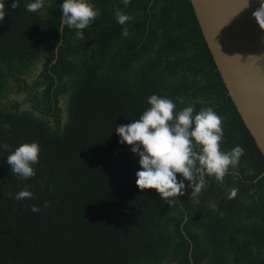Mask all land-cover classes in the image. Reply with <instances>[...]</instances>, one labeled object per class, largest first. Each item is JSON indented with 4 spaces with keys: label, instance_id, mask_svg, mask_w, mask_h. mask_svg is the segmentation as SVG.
<instances>
[{
    "label": "trees",
    "instance_id": "trees-1",
    "mask_svg": "<svg viewBox=\"0 0 264 264\" xmlns=\"http://www.w3.org/2000/svg\"><path fill=\"white\" fill-rule=\"evenodd\" d=\"M12 2L0 23V144L10 146L0 149V264H264V158L189 1L89 0L97 20L83 40L65 26L60 45L63 0L43 15L26 11L33 0ZM114 8L132 20L119 25ZM153 94L183 98L177 111L192 104L224 117L221 149L244 153L223 186L206 178L197 196L187 188L170 206L137 189L139 157L115 127L138 119ZM31 142L39 163L22 180L7 156ZM25 188L34 198L14 199Z\"/></svg>",
    "mask_w": 264,
    "mask_h": 264
},
{
    "label": "clouds",
    "instance_id": "clouds-1",
    "mask_svg": "<svg viewBox=\"0 0 264 264\" xmlns=\"http://www.w3.org/2000/svg\"><path fill=\"white\" fill-rule=\"evenodd\" d=\"M125 7L131 0H122ZM46 5L51 7V0H33L25 5L30 13H41ZM19 7L18 0H13L12 9ZM62 16L60 29L65 26L74 29L76 36L84 39V30L91 27L99 16V11L89 0H63L59 5ZM6 14L5 0H0V23ZM116 22L125 26L132 17L114 8ZM258 28L264 32V0L252 12ZM122 36L130 35L127 27H122ZM184 104L181 97L176 101L156 94L151 95L149 107L133 122L115 127L119 136L118 143L130 146L133 154L139 157L140 170L136 172L135 186L138 190H155L163 203L174 205L191 188V197L197 196L207 185L206 178L214 179L224 185V178L230 168H235L243 155V147L237 145L229 151L221 149L223 142L224 117L211 107L196 111L192 104L176 110V103ZM3 127L10 130V125ZM7 143L0 144V149L8 151ZM40 145L37 142L22 143L7 156L11 172L19 179L27 180L36 175L34 165L39 163ZM177 174L182 179L177 178ZM184 181L188 184L185 185ZM237 189L228 191L229 199L235 198ZM11 197V194H10ZM33 199V193L27 188L19 191L14 199ZM44 208L49 207L47 201ZM32 212H39L38 206H30Z\"/></svg>",
    "mask_w": 264,
    "mask_h": 264
},
{
    "label": "water",
    "instance_id": "water-1",
    "mask_svg": "<svg viewBox=\"0 0 264 264\" xmlns=\"http://www.w3.org/2000/svg\"><path fill=\"white\" fill-rule=\"evenodd\" d=\"M188 1L227 95L264 158V32L252 18L262 0Z\"/></svg>",
    "mask_w": 264,
    "mask_h": 264
},
{
    "label": "flooded vegetation",
    "instance_id": "flooded-vegetation-1",
    "mask_svg": "<svg viewBox=\"0 0 264 264\" xmlns=\"http://www.w3.org/2000/svg\"><path fill=\"white\" fill-rule=\"evenodd\" d=\"M192 264V263H191Z\"/></svg>",
    "mask_w": 264,
    "mask_h": 264
}]
</instances>
